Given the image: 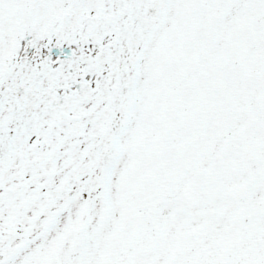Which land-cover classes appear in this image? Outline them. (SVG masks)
Masks as SVG:
<instances>
[{"label": "snow or ice", "instance_id": "1", "mask_svg": "<svg viewBox=\"0 0 264 264\" xmlns=\"http://www.w3.org/2000/svg\"><path fill=\"white\" fill-rule=\"evenodd\" d=\"M0 264H264V0H0Z\"/></svg>", "mask_w": 264, "mask_h": 264}]
</instances>
